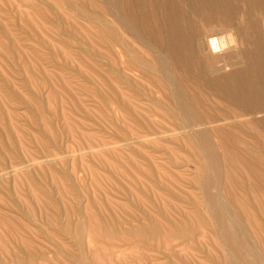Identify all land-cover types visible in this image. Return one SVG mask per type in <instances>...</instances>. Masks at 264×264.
I'll return each mask as SVG.
<instances>
[{
  "label": "rangeland",
  "instance_id": "rangeland-1",
  "mask_svg": "<svg viewBox=\"0 0 264 264\" xmlns=\"http://www.w3.org/2000/svg\"><path fill=\"white\" fill-rule=\"evenodd\" d=\"M59 3L0 0V264H230L185 131L127 119Z\"/></svg>",
  "mask_w": 264,
  "mask_h": 264
},
{
  "label": "bare ground",
  "instance_id": "bare-ground-1",
  "mask_svg": "<svg viewBox=\"0 0 264 264\" xmlns=\"http://www.w3.org/2000/svg\"><path fill=\"white\" fill-rule=\"evenodd\" d=\"M59 1L106 44L108 78L95 74L127 119L185 131L230 264H264V0Z\"/></svg>",
  "mask_w": 264,
  "mask_h": 264
}]
</instances>
